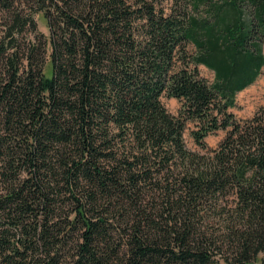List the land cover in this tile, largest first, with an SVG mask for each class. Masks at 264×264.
<instances>
[{
    "label": "trees",
    "instance_id": "trees-1",
    "mask_svg": "<svg viewBox=\"0 0 264 264\" xmlns=\"http://www.w3.org/2000/svg\"><path fill=\"white\" fill-rule=\"evenodd\" d=\"M180 1L0 0V264H264V121L228 111L264 65V0ZM188 122L203 149L228 133L192 152Z\"/></svg>",
    "mask_w": 264,
    "mask_h": 264
},
{
    "label": "rangeland",
    "instance_id": "rangeland-1",
    "mask_svg": "<svg viewBox=\"0 0 264 264\" xmlns=\"http://www.w3.org/2000/svg\"><path fill=\"white\" fill-rule=\"evenodd\" d=\"M157 4V7L162 8L164 12L168 13L172 7L178 8L183 6V2L180 0H152ZM23 13H27L29 11V7L26 3L20 6ZM7 16L5 14L0 15V38L4 35L6 31V22ZM38 29L44 34H48L47 27L43 24L42 21L38 22ZM33 36L32 33L27 31L24 34V39L29 38L28 36ZM263 53H264V43H263ZM187 54H194V48L191 44H187ZM197 70L203 78H205L208 82L213 81V72L207 69L203 65H198ZM235 105L233 107L228 108V111L234 115V118L237 121H240L242 124L249 122L252 118L256 117L264 121V65L261 68L259 75L256 77L255 81L244 88L243 90L237 92L235 94ZM161 101L166 107L167 111L171 114L178 115L179 110L181 108V102L173 97L162 96ZM195 129L194 124L192 122H188L187 126L183 133V138L185 142V146L188 150L192 152H205L206 150L217 148L219 143L224 139L227 135V130L218 129L214 132L209 133L205 138L206 148L203 149L194 141L192 137V131ZM226 209H231L234 207V197L229 195L228 198L224 201ZM232 211L229 210L224 214L220 215V213L216 214H206L204 217V226L205 229H209L210 232L220 233L224 230L225 224L230 221L232 218ZM217 255L215 257V264H226L223 260L224 256L229 257L228 252H224V254ZM259 264V263H256Z\"/></svg>",
    "mask_w": 264,
    "mask_h": 264
}]
</instances>
